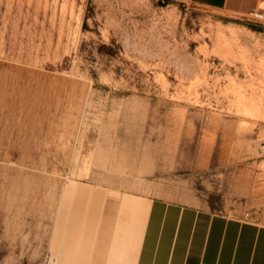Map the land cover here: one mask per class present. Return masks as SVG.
<instances>
[{
	"label": "rangeland",
	"instance_id": "rangeland-1",
	"mask_svg": "<svg viewBox=\"0 0 264 264\" xmlns=\"http://www.w3.org/2000/svg\"><path fill=\"white\" fill-rule=\"evenodd\" d=\"M113 193L264 222V19L0 0V264H100Z\"/></svg>",
	"mask_w": 264,
	"mask_h": 264
},
{
	"label": "crops",
	"instance_id": "crops-1",
	"mask_svg": "<svg viewBox=\"0 0 264 264\" xmlns=\"http://www.w3.org/2000/svg\"><path fill=\"white\" fill-rule=\"evenodd\" d=\"M190 2L238 14L264 12V0ZM112 195L124 208L115 207V219L104 223L108 228L115 225V230L107 229L100 236L104 243L100 264H264V222L231 216L211 206L161 197L149 201L143 219V210L131 206L135 199L120 193ZM142 223L137 244L128 251L120 240L135 236V227Z\"/></svg>",
	"mask_w": 264,
	"mask_h": 264
},
{
	"label": "built area",
	"instance_id": "built-area-1",
	"mask_svg": "<svg viewBox=\"0 0 264 264\" xmlns=\"http://www.w3.org/2000/svg\"><path fill=\"white\" fill-rule=\"evenodd\" d=\"M251 14L257 19H264V12L262 11H254Z\"/></svg>",
	"mask_w": 264,
	"mask_h": 264
},
{
	"label": "bare ground",
	"instance_id": "bare-ground-1",
	"mask_svg": "<svg viewBox=\"0 0 264 264\" xmlns=\"http://www.w3.org/2000/svg\"><path fill=\"white\" fill-rule=\"evenodd\" d=\"M253 108V107H252ZM257 109V108H256ZM76 185V184H75ZM56 257V256H55ZM53 264H56V261L54 260Z\"/></svg>",
	"mask_w": 264,
	"mask_h": 264
}]
</instances>
